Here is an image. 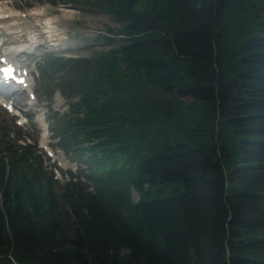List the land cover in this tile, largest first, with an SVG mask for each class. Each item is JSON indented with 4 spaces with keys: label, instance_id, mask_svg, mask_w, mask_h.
<instances>
[{
    "label": "trees",
    "instance_id": "1",
    "mask_svg": "<svg viewBox=\"0 0 264 264\" xmlns=\"http://www.w3.org/2000/svg\"><path fill=\"white\" fill-rule=\"evenodd\" d=\"M46 1L123 42L44 55L38 83L69 100L51 132L87 171L60 185L2 132L0 264H264V0Z\"/></svg>",
    "mask_w": 264,
    "mask_h": 264
},
{
    "label": "rangeland",
    "instance_id": "2",
    "mask_svg": "<svg viewBox=\"0 0 264 264\" xmlns=\"http://www.w3.org/2000/svg\"><path fill=\"white\" fill-rule=\"evenodd\" d=\"M10 13L22 19H18L17 23L35 22L41 27L51 22L50 25L54 26L57 35L52 38L48 36V33H42V39H38L35 47H30L32 42L28 38V41L22 46L25 50L13 56L12 60L21 63L30 70V88L34 93V98H28L27 91L19 94V103L23 105L17 106L18 109L24 110L15 112H20V118L15 116L18 114L14 111L7 113L0 107V137L5 131L8 138H14L21 143L36 142L37 147L41 149L39 153H42V159L49 168L54 169V176L59 180V184L63 185L70 178L69 172L77 174V178H79V172L85 174V165L81 167L80 161L72 151L62 147L58 137L51 132L49 126L55 123L53 112L66 110L69 100H66L58 92H55L51 99L48 98L47 87L38 83L40 79L38 65L42 63L43 55L49 52L64 57H89L98 52H107L117 48L123 42L122 36L117 34L113 40H107L105 34L108 28L118 29L120 24L109 14L96 8L60 3L53 5L46 0H0V16ZM25 13L26 16L23 18L21 15ZM24 38L26 40L27 36L24 35ZM17 120L22 124L16 125ZM47 151L53 152L52 157L48 155ZM81 179L84 180V177L81 176ZM156 187L157 189L153 188L152 194L147 195L146 199L168 196L172 193L182 192L184 189L181 181L174 182L169 186L157 185ZM138 195L136 192L131 193L134 201L138 200Z\"/></svg>",
    "mask_w": 264,
    "mask_h": 264
},
{
    "label": "bare ground",
    "instance_id": "3",
    "mask_svg": "<svg viewBox=\"0 0 264 264\" xmlns=\"http://www.w3.org/2000/svg\"><path fill=\"white\" fill-rule=\"evenodd\" d=\"M21 16L25 18L26 13L25 15H21ZM18 19L22 20L21 18L17 17L15 14L12 13L7 14L5 16H0V38L3 44L2 50L10 60L13 58V55L16 56L15 55L17 54L16 52H19L23 49L22 46L25 44L26 41H28V38L30 39L31 42H34V40H38L39 38H42L41 34L44 32L48 33V36L52 38H54V36L57 35V33H55V30H52L51 28L52 26L50 25L51 22H48L47 25H42L41 26L42 29H41L38 23L27 22V21L17 23L16 21ZM24 35L27 36L26 40L24 38ZM26 82H27L26 88L29 91H31L30 88L31 86L29 84L30 80L28 82V79H26Z\"/></svg>",
    "mask_w": 264,
    "mask_h": 264
}]
</instances>
